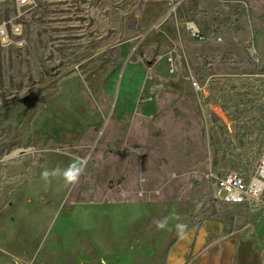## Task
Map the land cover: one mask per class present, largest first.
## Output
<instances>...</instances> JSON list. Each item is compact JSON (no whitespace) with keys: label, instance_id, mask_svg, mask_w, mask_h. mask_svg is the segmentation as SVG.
<instances>
[{"label":"rangeland","instance_id":"obj_1","mask_svg":"<svg viewBox=\"0 0 264 264\" xmlns=\"http://www.w3.org/2000/svg\"><path fill=\"white\" fill-rule=\"evenodd\" d=\"M35 2L24 46L0 41V264H177L203 226L264 264V193L220 202L206 178L264 158V0Z\"/></svg>","mask_w":264,"mask_h":264},{"label":"built area","instance_id":"obj_2","mask_svg":"<svg viewBox=\"0 0 264 264\" xmlns=\"http://www.w3.org/2000/svg\"><path fill=\"white\" fill-rule=\"evenodd\" d=\"M5 0H0V2ZM15 16L0 24V41L8 47L11 43L7 24L11 26V32L15 35L17 47H23L25 40L22 37L23 28L20 23L15 22V18L21 16L24 12L33 9L36 5L35 0H15ZM176 9V7H174ZM192 36L200 37L197 29L192 25L188 26ZM195 85V83L193 84ZM211 193L215 199L228 204L245 205L249 209H257L263 203L264 193V158L260 160L255 171L249 176L229 171L224 174H217L209 171L206 174Z\"/></svg>","mask_w":264,"mask_h":264},{"label":"crops","instance_id":"obj_3","mask_svg":"<svg viewBox=\"0 0 264 264\" xmlns=\"http://www.w3.org/2000/svg\"><path fill=\"white\" fill-rule=\"evenodd\" d=\"M249 176V174H245ZM192 230L184 235H189V243H181L182 237H180L174 244L171 251L172 262L177 264H257L255 258L252 255L250 249L244 254L239 253L236 250H232L228 243L223 246H218L214 240L211 239V233L206 226L202 227L201 231V244L199 247L194 248L195 253L190 257L189 244L192 238ZM197 241V238H196ZM195 241V245H196Z\"/></svg>","mask_w":264,"mask_h":264},{"label":"clouds","instance_id":"obj_4","mask_svg":"<svg viewBox=\"0 0 264 264\" xmlns=\"http://www.w3.org/2000/svg\"><path fill=\"white\" fill-rule=\"evenodd\" d=\"M81 175L82 172L79 164L77 163L75 168L70 165L68 169L64 170L60 169L59 167L52 169L51 171L45 170L42 173V179L46 183H50L52 178L62 176L67 185H72L79 182Z\"/></svg>","mask_w":264,"mask_h":264},{"label":"bare ground","instance_id":"obj_5","mask_svg":"<svg viewBox=\"0 0 264 264\" xmlns=\"http://www.w3.org/2000/svg\"><path fill=\"white\" fill-rule=\"evenodd\" d=\"M182 243L188 244L189 243V238L186 237L185 239H183L182 240ZM198 244H201V243H198Z\"/></svg>","mask_w":264,"mask_h":264},{"label":"water","instance_id":"obj_6","mask_svg":"<svg viewBox=\"0 0 264 264\" xmlns=\"http://www.w3.org/2000/svg\"><path fill=\"white\" fill-rule=\"evenodd\" d=\"M170 257V256H169ZM170 259V258H169ZM169 262H171L170 260H169Z\"/></svg>","mask_w":264,"mask_h":264}]
</instances>
